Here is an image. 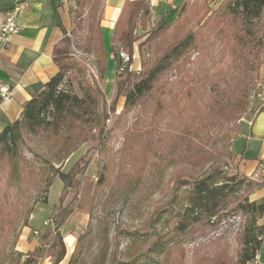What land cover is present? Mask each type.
<instances>
[{"label":"rangeland","instance_id":"rangeland-1","mask_svg":"<svg viewBox=\"0 0 264 264\" xmlns=\"http://www.w3.org/2000/svg\"><path fill=\"white\" fill-rule=\"evenodd\" d=\"M228 1L233 0H176L156 11L151 0V21L135 32L132 71L150 68L189 32L200 33L203 42L190 53L185 69L174 70L167 78L165 95L159 97L163 105L155 98L149 106L125 115V98L115 102L122 72L119 60L113 56L110 74L101 78L96 59L85 51L91 25L99 19L102 24L105 0L94 21L91 5L83 8L79 28L75 27L76 2L70 0L73 23L68 33L77 34L73 51L85 69L65 76L59 89L80 98L88 86L102 90L99 111L109 113L107 135L101 140L98 131L77 123L83 135L70 141L74 151L68 157L66 129L64 135L60 133L63 137L25 136L17 160L0 157V264H23L28 254H35L33 264L55 262L53 216L63 188L57 170L68 172L75 164L86 165L84 176L90 177L99 209L93 231L85 234L90 215L76 208L81 193L67 192L62 207L70 215L61 227L67 254L60 264L72 258L74 264H94L107 237L113 249L118 232L125 233L118 254L125 263L238 264L247 215L234 213L219 229L197 239L175 231L180 222L177 214L188 206L183 201L186 184L215 168L244 182L229 211L245 197L251 202L250 196L264 183V178L242 173L231 150L234 142L244 149L249 131L244 123L263 111L264 100L258 94L264 90V48L245 46L247 36L240 20L223 15ZM101 174L107 186L98 185ZM84 176L79 178L83 181ZM135 232L143 235H130ZM157 239L162 244L160 254L154 252Z\"/></svg>","mask_w":264,"mask_h":264},{"label":"trees","instance_id":"trees-1","mask_svg":"<svg viewBox=\"0 0 264 264\" xmlns=\"http://www.w3.org/2000/svg\"><path fill=\"white\" fill-rule=\"evenodd\" d=\"M77 6V16L75 18V27H82L83 8L88 4L91 5L95 16L92 21L96 20V12L100 6L101 0H75ZM151 0H127L118 19L113 34V53L119 60L118 67H122L120 51L126 52L129 57V65L126 70L122 71L117 80V94L115 102L120 97L125 98V115L133 110L152 104V100L162 97L165 86L168 85L167 78L177 70L181 73L185 69L190 58V53L198 51L202 45L201 34L198 32H189L177 44L173 45L160 59L147 70L141 73L132 71L130 66L133 62L134 44L138 41L135 36L136 30L146 28L151 21ZM223 15L240 20V26L245 30V46H258V49L264 48V0H233L228 1L224 5ZM95 21L91 25L88 37L87 48L85 51L93 54L96 59L95 64L100 77L103 78L108 73V53L103 43V30ZM164 24L163 27H168ZM76 29V28H75ZM161 29V28H160ZM157 35V33H155ZM77 34H69L65 31L63 39L55 46L53 50V60L57 65L59 72L47 84L43 85L37 91L32 99L24 106L20 118L14 123L7 124L0 133V157L7 156L10 160L15 161L20 157L23 146H25V136L32 137L40 134L48 135L54 133L62 136L61 132L66 129V143L64 149L68 157L72 151L74 141L83 135L80 125L90 126L89 128L98 131L99 136L105 139L106 122L109 119L107 111H99L100 99H103L104 93L90 86L84 88L83 97L72 95L68 92L60 90L65 76L73 72H84V66L74 54L73 46L76 45ZM244 42V39H242ZM82 49V47H80ZM162 95V96H160ZM243 97V95H242ZM245 97V96H244ZM243 97V98H244ZM162 101L161 99H159ZM3 97L0 92V104ZM160 105H163V101ZM112 110L115 109L113 106ZM124 116V115H123ZM238 119V118H235ZM80 123L79 126H76ZM61 133V134H60ZM63 137V136H62ZM93 137V135H90ZM86 173V165L79 168L75 164L68 172L57 170V176L63 183L62 195L59 201V207L54 209L53 223L55 229L53 231L55 257L53 264H60L66 257V246L64 237L61 233V227L65 224L67 216L70 212L63 206L65 195L70 190L80 192V199L76 208L87 210L90 215L89 224L86 233H91L94 226L95 212L99 209L96 191L91 194L93 184ZM85 177L82 181L79 177ZM98 185L107 186V178L101 174L98 178ZM243 180H239L237 176H229L223 170L215 168L205 177L193 180L188 186V191L183 197V201L187 203L185 211L178 213L180 218L179 224L175 231L182 237L197 239L205 235L208 231L217 230L221 226L223 220L229 219L234 213L241 212L248 216V225L244 227L241 234L242 250L238 264H249L253 262L261 248L264 239V226L258 224L264 215V199L261 201L250 202L245 197L235 207L230 209L234 201L238 199V193L243 186ZM50 185V183H49ZM235 204V203H234ZM213 218H216L213 221ZM208 229V230H207ZM125 234L118 232L115 236L116 244L113 249L109 244L108 237L104 241L99 256L95 259L94 264H129L119 260L120 237ZM127 236L143 235L141 232L127 233ZM83 237V236H82ZM161 242L156 240L154 244V252L161 253ZM52 257V256H51ZM36 258L35 254H28L23 264H33ZM75 259H71L68 264H74ZM9 264H14L9 261ZM17 264V263H16ZM144 264H162L158 261L144 262Z\"/></svg>","mask_w":264,"mask_h":264},{"label":"crops","instance_id":"crops-1","mask_svg":"<svg viewBox=\"0 0 264 264\" xmlns=\"http://www.w3.org/2000/svg\"><path fill=\"white\" fill-rule=\"evenodd\" d=\"M126 1L105 0L101 26L104 47L108 53L107 75L110 74L112 65L109 60H113L115 56L114 28ZM175 2L176 0H152L156 11L162 4L171 7ZM14 3L15 0H0V25L4 23L6 13ZM29 3L19 20L18 33L12 36L10 44L0 55V92L3 97L0 104V133L7 124L20 118L24 106L32 96L58 74L53 50L73 23L70 0H29ZM108 48L111 49L110 52ZM244 124L249 129L245 147H236L234 142L231 150L240 171L256 179L258 164L264 159V112L257 114L252 122ZM240 136H243L242 132ZM250 198L251 202L264 199V183ZM258 224L264 226V215ZM249 264H264V239L256 259Z\"/></svg>","mask_w":264,"mask_h":264},{"label":"built area","instance_id":"built-area-1","mask_svg":"<svg viewBox=\"0 0 264 264\" xmlns=\"http://www.w3.org/2000/svg\"><path fill=\"white\" fill-rule=\"evenodd\" d=\"M29 5V0H15L14 6L6 13L4 23L0 25V55L2 50L10 44L12 36L18 33L19 20ZM120 58L123 62L121 68L124 71L129 65L130 57L126 52L121 50ZM258 98L264 100V96L260 93L258 94ZM262 104L263 111L261 112H264V101H262ZM256 177L264 178V159L258 164Z\"/></svg>","mask_w":264,"mask_h":264}]
</instances>
